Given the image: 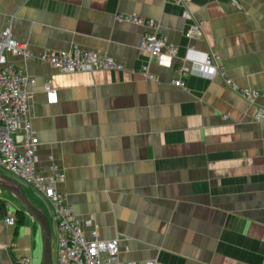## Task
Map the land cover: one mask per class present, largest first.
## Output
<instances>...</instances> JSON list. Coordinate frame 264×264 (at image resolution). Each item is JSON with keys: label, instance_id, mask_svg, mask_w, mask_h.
Instances as JSON below:
<instances>
[{"label": "crops", "instance_id": "0c3cea01", "mask_svg": "<svg viewBox=\"0 0 264 264\" xmlns=\"http://www.w3.org/2000/svg\"><path fill=\"white\" fill-rule=\"evenodd\" d=\"M239 1L242 10L231 0H192L204 37L189 39L192 21L172 0H0V34L10 28L35 56L8 59L35 80L38 169L47 175L54 163L65 173L59 189L81 220L93 221L87 233L120 239L121 263L264 264V120L220 76L178 72L191 66L189 48L214 53L264 108V0ZM120 14L155 20L177 48L172 65L142 53L148 29ZM74 47L106 52L124 69L64 74L37 57ZM21 186L45 212L58 248L52 205ZM0 195V264H42L39 223L12 194ZM18 211L24 223L7 225Z\"/></svg>", "mask_w": 264, "mask_h": 264}, {"label": "built area", "instance_id": "2783aa9c", "mask_svg": "<svg viewBox=\"0 0 264 264\" xmlns=\"http://www.w3.org/2000/svg\"><path fill=\"white\" fill-rule=\"evenodd\" d=\"M172 1L182 6L183 17L192 21L186 31V37L203 38L204 22L194 19L189 10L192 0ZM231 1L238 9H243L239 0ZM118 19L147 28L148 31L140 44L141 52L158 59L161 64L172 65L177 48L158 32V24L155 20L122 14L118 15ZM190 51L196 59L189 58ZM197 54H206V61L201 60ZM8 55L22 56L25 59L35 57L27 45L15 39L10 28H5L0 34V168L19 184L35 188L49 200L54 209L58 234V264H137L120 262L119 238L101 239L95 228L87 233L86 230L93 226V221L81 220L66 195L59 189L66 176L58 166L52 163L47 175L39 171L37 157L39 139L30 124L32 95L29 87L35 84V80L12 63ZM37 57L64 74L95 72L100 69L114 71L124 69L122 64L108 56L106 52L79 47L60 52L46 50ZM185 61L190 62L191 66H180L178 68L180 76L197 75L208 79L220 76L225 84L237 92L250 106H256L254 120L258 122L264 120V108L257 106L260 93L253 89L236 86L228 77L219 56L211 52L199 53L189 48ZM207 68L214 69V72L206 71ZM174 85L181 87L183 82L178 79L174 81ZM45 90L50 100L54 101V90L48 85ZM50 160L52 161V157ZM5 223L15 226L16 218L8 215ZM29 262L28 257L19 260V264H29ZM146 264H156V262L148 261Z\"/></svg>", "mask_w": 264, "mask_h": 264}, {"label": "water", "instance_id": "95a60500", "mask_svg": "<svg viewBox=\"0 0 264 264\" xmlns=\"http://www.w3.org/2000/svg\"><path fill=\"white\" fill-rule=\"evenodd\" d=\"M0 189L12 194L21 203L23 209L39 223L43 239L42 264H52L51 226L45 212L28 197L26 190L15 180L0 173Z\"/></svg>", "mask_w": 264, "mask_h": 264}, {"label": "trees", "instance_id": "16d2710c", "mask_svg": "<svg viewBox=\"0 0 264 264\" xmlns=\"http://www.w3.org/2000/svg\"><path fill=\"white\" fill-rule=\"evenodd\" d=\"M6 214H7L6 202L1 198V195H0V218H3ZM24 219H25L24 213L22 211H18L16 224L22 225L24 223Z\"/></svg>", "mask_w": 264, "mask_h": 264}, {"label": "rangeland", "instance_id": "374dc122", "mask_svg": "<svg viewBox=\"0 0 264 264\" xmlns=\"http://www.w3.org/2000/svg\"><path fill=\"white\" fill-rule=\"evenodd\" d=\"M51 242L52 264H58L57 240H55L54 236Z\"/></svg>", "mask_w": 264, "mask_h": 264}, {"label": "clouds", "instance_id": "9594fccd", "mask_svg": "<svg viewBox=\"0 0 264 264\" xmlns=\"http://www.w3.org/2000/svg\"><path fill=\"white\" fill-rule=\"evenodd\" d=\"M197 55L200 57L201 60L206 61V59H207L206 54H197ZM189 58H190V59H196V56H194V55L191 53V51H190V53H189ZM206 71L212 73V72H214V69H212V68H207Z\"/></svg>", "mask_w": 264, "mask_h": 264}]
</instances>
